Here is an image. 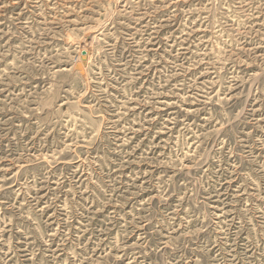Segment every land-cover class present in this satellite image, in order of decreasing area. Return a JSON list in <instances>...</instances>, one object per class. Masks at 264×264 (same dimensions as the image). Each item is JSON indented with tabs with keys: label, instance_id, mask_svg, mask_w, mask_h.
<instances>
[{
	"label": "rangeland",
	"instance_id": "obj_1",
	"mask_svg": "<svg viewBox=\"0 0 264 264\" xmlns=\"http://www.w3.org/2000/svg\"><path fill=\"white\" fill-rule=\"evenodd\" d=\"M0 264H264V0H0Z\"/></svg>",
	"mask_w": 264,
	"mask_h": 264
}]
</instances>
